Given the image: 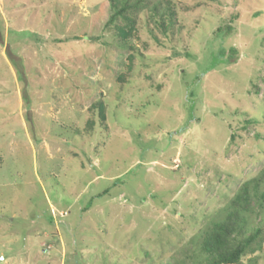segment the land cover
<instances>
[{
  "label": "rangeland",
  "instance_id": "1",
  "mask_svg": "<svg viewBox=\"0 0 264 264\" xmlns=\"http://www.w3.org/2000/svg\"><path fill=\"white\" fill-rule=\"evenodd\" d=\"M107 1L0 0V264H205L264 172V0H169L174 27L141 13L132 50ZM257 194L246 235L264 175Z\"/></svg>",
  "mask_w": 264,
  "mask_h": 264
},
{
  "label": "trees",
  "instance_id": "2",
  "mask_svg": "<svg viewBox=\"0 0 264 264\" xmlns=\"http://www.w3.org/2000/svg\"><path fill=\"white\" fill-rule=\"evenodd\" d=\"M107 5L109 15L105 28L113 34L116 45L123 49H133L131 42L135 38L137 19L141 13H147L162 33L173 28L176 21V13L169 0H108ZM225 29L222 31L218 28L216 33L224 34L230 30L229 26ZM229 50L230 56L235 54V49ZM120 77L123 81L124 76ZM90 109L96 114L97 120H87L85 129L92 132L95 125L107 129L104 102L97 99L92 102ZM263 175L264 172L240 186L238 194L229 202L228 213L211 226L201 241L200 249L206 254L205 264H240L246 253L260 249L264 231L257 227L246 235L244 213L251 212V203L256 195L258 197Z\"/></svg>",
  "mask_w": 264,
  "mask_h": 264
}]
</instances>
